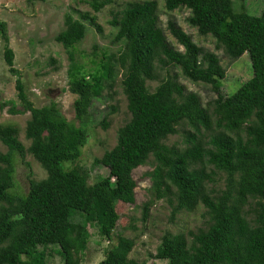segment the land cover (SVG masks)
<instances>
[{
    "label": "trees",
    "instance_id": "1",
    "mask_svg": "<svg viewBox=\"0 0 264 264\" xmlns=\"http://www.w3.org/2000/svg\"><path fill=\"white\" fill-rule=\"evenodd\" d=\"M113 1L87 0L95 12ZM237 1L164 0L169 11L188 9L189 24L214 37L230 57L249 53L252 76L232 93L221 90L225 69L215 52L199 46L169 19L167 28L183 49L175 47L161 25L158 0H132L110 20L116 27L112 42L120 44L117 52H104L90 69L70 54L69 89L76 94L72 120L56 101L37 106L30 99L15 66L7 22L0 18L4 59L17 76L22 107L15 103L9 111L31 114L25 127L27 147L19 139L18 125L0 122V142L8 148L0 152V264H48L54 251L65 264H81L90 227L113 239L121 217L118 204L135 202L133 171L147 163L153 169L147 172L152 184L144 218L162 199L171 206L170 220L200 207L208 216L206 226L196 231L166 230L155 258L166 264H264V0L259 14L248 11L244 2L238 7ZM84 19L101 31L95 15L67 14L55 40L75 47L85 36ZM172 68L210 85L217 98L205 106L179 74H171ZM120 71L131 117L119 128L115 146L94 160L108 167L109 174L91 183L79 162L89 138L86 121L94 99L113 85ZM148 79L159 81L153 90ZM101 124L106 128L109 122L104 118ZM183 125L187 128L180 145L168 144L167 138ZM27 153L47 176L30 179L28 192L18 193L17 162L25 161ZM221 173L223 187L217 185ZM131 228H137L134 221ZM135 246L136 238L118 234L99 264H147L131 256Z\"/></svg>",
    "mask_w": 264,
    "mask_h": 264
},
{
    "label": "rangeland",
    "instance_id": "2",
    "mask_svg": "<svg viewBox=\"0 0 264 264\" xmlns=\"http://www.w3.org/2000/svg\"><path fill=\"white\" fill-rule=\"evenodd\" d=\"M129 1L132 0H114L100 11L95 12L87 0H0V18L7 22L10 45L15 51V66L21 71L26 92L35 105L39 106L54 100L68 119H76L73 109L76 94L69 89L70 54L73 53L79 65L90 69L96 66L104 52L107 54L117 52L120 44L112 42L116 27L111 24L110 20L114 16L113 13L122 9ZM242 2L245 3L248 11L259 14L263 0H238L237 6L239 7ZM85 12L95 15V21L101 26V31L84 19L83 21L86 23L85 36L75 47L66 48L62 43L57 42L55 36L65 28L66 15L71 14L75 18H79L81 13ZM158 14L162 27L175 47L183 49L167 28L169 19L175 20L186 32L191 34L199 46L217 54L225 69L221 87L223 94L232 93L252 76L253 69L249 53L245 51L238 58L230 57L214 37L201 35L196 27L189 24L187 18L190 11L188 9L177 8L169 11L164 7V0H158ZM161 72L165 73L166 70ZM170 72L179 74L180 82L187 90L199 94L205 106L217 98V93L210 85L185 78L178 69L172 68ZM16 78L17 76L9 71V66L5 62L4 41L0 35V122L18 125L19 139L27 147L30 140L26 138L25 127L31 114L30 112L12 114L9 111V108L15 103L19 108H22L17 103ZM158 82L157 79L147 80L151 90ZM127 104L128 100L123 91L120 71L113 85L107 87L101 97L94 99L90 108V116L86 121L89 138L83 147L79 162L89 172L91 183L109 174L108 167L95 164L94 160L115 146L119 128L131 117ZM112 106L116 108L114 111H112ZM104 118L109 122L106 128L101 124ZM76 122L79 123L77 120ZM178 128V133L167 138L168 144L180 145L183 131L187 125ZM7 149V146L0 142V152H6ZM152 169L153 165L147 163L138 166L133 171L137 181L135 202L118 204V212L121 217L114 230L112 240L102 238L96 228H89L92 235L81 264H99L105 256L106 248L116 243L118 234L136 238V246L131 256L140 261L145 260L147 264H166V261L154 257L161 242V235L166 230L187 233L189 230L196 231L206 226L208 216L205 214V209L201 207L195 211H181L175 220H170L171 206L164 199L153 203L148 211L149 215L146 218L143 217L145 203L151 196L149 189L152 180L147 172ZM46 176V169L32 154L27 153L25 161L19 159L17 162L15 191L26 193L30 188V179L40 180ZM220 178L222 179L220 180ZM117 181L116 179L115 182ZM224 182L225 175L221 173L217 185L223 187ZM133 221L136 229L131 228ZM47 263L65 264L62 256L56 251L48 254Z\"/></svg>",
    "mask_w": 264,
    "mask_h": 264
}]
</instances>
